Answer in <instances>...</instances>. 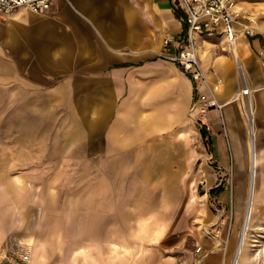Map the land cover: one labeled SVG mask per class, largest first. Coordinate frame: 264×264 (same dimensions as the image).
Here are the masks:
<instances>
[{
    "label": "crops",
    "instance_id": "crops-1",
    "mask_svg": "<svg viewBox=\"0 0 264 264\" xmlns=\"http://www.w3.org/2000/svg\"><path fill=\"white\" fill-rule=\"evenodd\" d=\"M182 16L173 0H50L44 14L0 15V264L226 263L173 202L188 194L197 151L195 93L158 55L166 35L185 40ZM257 17L254 35L233 47L220 31L196 41L223 105L201 120L209 157L234 175L247 165L246 143L249 156L256 143L253 105L244 107L243 128L229 103L243 85L264 130V11ZM44 167L55 169L45 177ZM246 212L230 264L240 258ZM185 240L199 253L185 251Z\"/></svg>",
    "mask_w": 264,
    "mask_h": 264
},
{
    "label": "rangeland",
    "instance_id": "rangeland-1",
    "mask_svg": "<svg viewBox=\"0 0 264 264\" xmlns=\"http://www.w3.org/2000/svg\"><path fill=\"white\" fill-rule=\"evenodd\" d=\"M240 7L243 15L253 18V27H260L258 24L259 18L257 14L264 11V0H233ZM242 8V9H241ZM254 30V31H255ZM242 119L243 128L245 121L244 108L238 107ZM254 119H255V140L253 146L255 157L252 165H249V150L246 143L247 165L237 166L235 175L233 166L221 168L217 167L211 157V143L207 136V131L204 126L195 122L196 132L191 135V142L196 146V155L191 161L189 168V183L187 184L188 194L182 200L172 199L175 205L180 203L185 214H190V229L195 228L196 232L210 239L213 242L215 249H219L222 254H225L227 261L225 264H230L236 243L242 228V220L244 209L248 207V198L246 197L248 180L252 179L251 186H255L254 205L250 214V220L244 230L242 238V247L240 258L237 264H264V130H257V118L254 104ZM201 131L205 132L204 134ZM204 135L206 139H204ZM242 139L246 140L247 136L242 133ZM220 142H223L225 156L228 155L225 139L223 135L220 137ZM247 141V140H246ZM204 155V156H203ZM238 161V155L235 159ZM254 169L255 176L252 178V170ZM44 170L45 177L50 176L53 169L51 167L39 168ZM58 170V168H56ZM61 175L68 176L69 168H61ZM18 168H14L13 173H17ZM6 174V168L0 167V176ZM68 178V177H67ZM62 185H64L62 183ZM171 201V200H169ZM160 202H162L160 200ZM183 202V203H182ZM183 212V211H182ZM63 220L68 219V216H63ZM209 218L211 221H205ZM63 244L68 241L69 232H61ZM181 232L174 231L175 244L181 241ZM184 250L191 253H199V248L194 244L185 240ZM181 246H175L173 250H179ZM160 248V247H159ZM163 250V248L161 249ZM165 253V251H163ZM169 253V252H167ZM169 254H175L171 251Z\"/></svg>",
    "mask_w": 264,
    "mask_h": 264
},
{
    "label": "built area",
    "instance_id": "built-area-1",
    "mask_svg": "<svg viewBox=\"0 0 264 264\" xmlns=\"http://www.w3.org/2000/svg\"><path fill=\"white\" fill-rule=\"evenodd\" d=\"M174 6L180 8L183 16L181 21L186 25V37L182 42L166 35L159 58L175 63L181 72L191 81L195 99L191 104L189 114L195 121L202 124V118L211 110H221L213 90L207 83L201 69L196 41L199 34L212 36L222 32L227 44L233 47L239 36L254 35L253 18L243 15L236 8L233 0H173ZM50 8V0H0V15L7 17L20 9L34 14H44ZM204 90H200V87ZM252 90L243 85L242 89L229 103H240L242 108L249 106L247 100Z\"/></svg>",
    "mask_w": 264,
    "mask_h": 264
},
{
    "label": "bare ground",
    "instance_id": "bare-ground-1",
    "mask_svg": "<svg viewBox=\"0 0 264 264\" xmlns=\"http://www.w3.org/2000/svg\"><path fill=\"white\" fill-rule=\"evenodd\" d=\"M246 110H247V108H246ZM250 149H251V151H250V156H249V165H252L253 162H254L255 153H254L253 147H251ZM251 170H252V173H251L252 175L251 176H252V178H254L255 172H254V169L252 167H250V171ZM252 190H253L252 194L248 198V207H247V212H246L247 213V217H246V220H245L244 230H246V225L248 224V222L250 220V214H251V211L253 210V205H254L253 201H254V192H255V186L254 185L252 187Z\"/></svg>",
    "mask_w": 264,
    "mask_h": 264
},
{
    "label": "trees",
    "instance_id": "trees-1",
    "mask_svg": "<svg viewBox=\"0 0 264 264\" xmlns=\"http://www.w3.org/2000/svg\"><path fill=\"white\" fill-rule=\"evenodd\" d=\"M177 15L179 16V14H177ZM201 133H203V134H204V131H203V132L201 131Z\"/></svg>",
    "mask_w": 264,
    "mask_h": 264
}]
</instances>
